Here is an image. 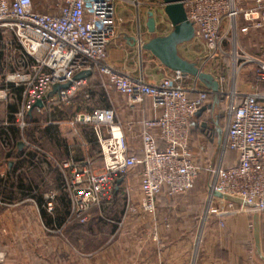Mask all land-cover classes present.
I'll use <instances>...</instances> for the list:
<instances>
[{"label": "built area", "instance_id": "obj_1", "mask_svg": "<svg viewBox=\"0 0 264 264\" xmlns=\"http://www.w3.org/2000/svg\"><path fill=\"white\" fill-rule=\"evenodd\" d=\"M114 2L57 0L56 14H41L33 10L31 0H0V46L10 50L6 69L0 73V102L9 103L13 91L21 90L15 122L21 138L29 126L26 121L29 111H40L49 105L67 107L78 93L88 98L87 78L73 80L81 72L95 74L103 91L114 89L126 98L131 109L148 100L154 110L160 111L156 119L142 123L141 159L129 154L121 123L113 109L96 108L73 116L72 127L91 128L100 150L102 168L93 172L89 163L53 160L69 200L66 222H86L94 207L100 212V204L111 200L117 181L124 180L136 166L142 167L140 197L134 205L131 192L126 189L124 215H153L160 197L172 198L193 189L201 171L197 158L190 152L193 121L210 97L218 100L224 120L220 157L232 152L235 163L226 169L221 165L206 167L212 176L207 185L206 214L224 218L264 213V91L261 90L264 38L259 45V57L248 56L228 39V35H235L238 18L244 21L242 33L264 29V0H254L253 8L248 10L239 8L235 0H187L184 3L187 20L194 29L193 41H198L205 49L202 63L198 65L200 70L216 57L232 62L229 88L224 89V77L219 76L216 93L198 89L196 79L189 87H184L174 77L148 83L141 75L112 66L106 48L115 39ZM131 4L135 8L139 6L137 0H132ZM149 7L154 11L162 8V3L159 0ZM224 23L226 27L222 32ZM143 44L137 28L134 45L142 50ZM249 68L251 79L246 77ZM68 83L69 87L59 90L56 98H47L54 85ZM37 101L42 103V108H33ZM152 129H157L158 136ZM159 141L164 144L163 150L157 148ZM204 152L205 149L200 148V153ZM4 177L0 172V180ZM54 198L53 192L44 196L48 212L53 211ZM0 264H5L1 251Z\"/></svg>", "mask_w": 264, "mask_h": 264}, {"label": "crops", "instance_id": "obj_2", "mask_svg": "<svg viewBox=\"0 0 264 264\" xmlns=\"http://www.w3.org/2000/svg\"><path fill=\"white\" fill-rule=\"evenodd\" d=\"M33 10L41 14H56L57 12V0H31ZM89 1V0H87ZM132 0H115V39L106 48V56L112 66L122 71H129L135 75H141L143 79L148 83H157L158 81L174 77L178 78L179 82L184 87L191 86L195 81L192 77H183L180 74H176L165 69L154 57L148 52L139 50L134 45L135 32L138 28L141 33V39L145 43L149 39V35L145 28V22L147 19V12L150 10L149 5L156 0H137L139 6L135 8L131 4ZM254 0H238V4L241 8L248 10L253 8ZM243 3V4H241ZM237 4V3H236ZM237 4V5H238ZM156 34L161 36L165 35L169 31V24L164 19H156ZM244 25L242 18L238 21V26ZM165 27L164 29H162ZM226 24H223L222 32H224ZM168 28V31H167ZM259 31V30H258ZM258 31L249 30V33H257ZM193 41L186 43L185 45ZM200 45H202L200 43ZM201 52L194 53L192 49H186L185 53H182L178 48L180 56L189 62H195L198 65L202 63L205 55L204 46H202ZM10 50L3 46H0V73L3 69H6ZM222 59H218L213 63L204 65L203 72L211 74L216 80L217 77H224V89L229 88L230 79L228 71V63L223 64ZM87 87L86 93L88 98L83 93H78L72 100L71 104L67 107H55L49 105L38 111L39 114L44 112L49 116L53 114L49 122L56 129V138L61 141L56 146L55 144H49L46 146V151L52 154L57 161L72 162V163H89L93 172L100 171L102 168V159L95 160L100 152L99 147L95 143V137L89 126L76 125L72 127L70 122L73 116L77 113L90 112L96 108H111L114 110L117 120L121 123L122 131L125 137V141L129 150V154L136 159L142 158L141 149V131L142 123L145 120L156 119L160 111L154 110L149 101L145 100L137 107L129 108L126 104V98L114 89L109 88L103 91L99 86L98 78L95 74H90L86 77ZM196 87L200 90H206L207 88L196 80ZM264 91V85L261 87ZM56 95L51 96L54 98ZM194 97V96H192ZM11 99L9 103L0 102V129L6 128L8 120L7 106L11 105ZM206 110L200 117H195L194 122H202L201 127L206 128V132L202 135L192 134L190 139L191 148L190 152L194 157L198 155L201 158H206L200 153V148H204V143L212 145L214 142L219 144L220 135L223 132V123L221 122L222 111L218 100L215 97H210L205 106ZM52 112V113H51ZM16 122V117L14 118ZM194 128V127H193ZM5 130V129H3ZM155 136H158L157 129L151 131ZM216 137L213 141V137ZM48 140V139H47ZM46 140V143H48ZM22 142V141H21ZM12 144V142H11ZM24 144V143H23ZM17 145V144H16ZM15 145V146H16ZM28 146L17 149V153L27 150ZM159 150L164 149L162 142L157 143ZM10 152V147L6 150L5 147L0 146V172L5 176L8 172L13 173L15 167L16 173L20 174L24 172V181L30 185V195L35 197H43L48 192L55 193V196H60V193L56 192L58 175L51 171L48 164L39 162H30L24 165L23 169H17L18 160L14 158L15 153L11 154L8 159L5 158L6 153ZM101 157V156H100ZM95 160V161H94ZM201 165L202 163H199ZM235 163V154L228 153L223 162V168H229ZM212 165V164H209ZM210 167V166H206ZM205 167V168H206ZM204 168V169H205ZM203 167H201V170ZM142 172L141 166L134 167L128 176L121 182V184L115 189V192H124V188L128 184L136 188V196L139 195V182ZM198 177V176H197ZM197 179V178H196ZM195 179V181H196ZM28 191V192H29ZM10 195L17 198V200L10 201L1 200L0 198V243L8 239L11 245L17 246H38L40 244H47L49 237L44 236L45 231H58L65 230L64 225L57 226L54 223H48L41 215L42 207L38 205L36 199H26L20 201V195L16 190H12ZM1 196V195H0ZM192 195H186L184 197H160L155 209V224L152 223V231H156L154 237H118L109 238L102 241V248L94 254H88L83 258L74 254V249L79 250L80 240H72L69 244V249L72 253L70 255L71 260L67 261L70 264H264V236L256 237V224L249 225L243 224L242 219H247L244 215H237L240 222L235 225L231 223V231L242 233L241 236L233 237H204L200 241L197 238L192 237V224H176L170 221L163 222L160 217L171 213L177 212L176 209L181 210L182 207H186L190 200H194ZM30 197V196H28ZM140 195L138 196L139 200ZM183 198V199H182ZM163 201V205L161 203ZM180 204V205H176ZM46 213L52 214V212ZM256 219V217H254ZM157 219V220H156ZM254 220V219H253ZM66 225V224H65ZM33 233L42 235L43 239L32 236ZM44 233V234H43ZM80 231L73 232V234H79ZM111 233V229H110ZM109 233V234H110ZM264 234V230H263ZM51 243L54 242L56 249V261L64 260L65 255L62 253L64 248V240L62 238L51 239ZM68 241V240H65ZM91 240H85L83 242H90ZM100 241V240H99ZM39 242V243H38ZM69 242V241H68ZM82 242V243H83ZM13 243V244H12ZM76 246V248H75ZM57 247V248H56ZM60 247V249H59ZM32 248L29 250L24 249V256H18L13 254L9 256L5 264H38L39 259L37 254H32ZM43 259V258H42ZM68 260V258H66ZM250 260V261H249ZM249 262V263H248Z\"/></svg>", "mask_w": 264, "mask_h": 264}, {"label": "rangeland", "instance_id": "obj_3", "mask_svg": "<svg viewBox=\"0 0 264 264\" xmlns=\"http://www.w3.org/2000/svg\"><path fill=\"white\" fill-rule=\"evenodd\" d=\"M157 2L159 0H156ZM235 2L238 4V0H235ZM152 3H156L155 1ZM243 4V3H241ZM238 7L241 8L238 4ZM243 9V8H241ZM159 11L160 8L158 9ZM245 10V9H243ZM148 11H153V9L150 8ZM163 17V15L159 14L157 16V20H160ZM240 18L236 20V26L237 30L235 31V35L232 36L231 34L228 35V39L232 40L233 44H235V47L243 51V53L247 54L248 56H260L259 55V45L261 44L262 39L264 38V29L259 30L257 33H249V30L246 32H241V29L244 27L242 25L241 27L238 26V21ZM163 27L162 29H164ZM168 31V28H167ZM229 46V44H226ZM203 45H200V43L196 40H194L191 43V46L189 44L181 45L180 50L182 53L186 52V49H192L194 53L201 52V48ZM205 51V49H204ZM264 60V56L261 57ZM220 60L219 57H216L214 60H211L213 63L216 60ZM224 61V62H223ZM221 62L223 64L226 62L228 65V71L227 74H229V79L231 77L232 73V62L230 59H222ZM247 71H249L246 75L247 78L251 79V69L249 68ZM222 110V109H221ZM221 122L224 125V120L223 118L221 119ZM6 125L8 123H5ZM193 131L195 129L193 128ZM192 134V132H191ZM222 134L220 135L219 138V143L222 139ZM216 137H213V141H215ZM217 141V140H216ZM214 142L212 145H207L204 143L205 146V152L202 153L206 158H201L199 155L196 157L197 160H199V163H202L199 165V167H203V169L199 172L198 177L194 183L193 189H191L189 192L180 195L181 197H184L186 195H192V199L190 200L189 203H187L186 207H182L181 210L176 209L175 211L164 215L163 217H160L163 222L170 221L171 223H176V224H192V237L197 238V240H201L204 237H233V236H241L242 233L240 232H232L230 228H227L228 226H231V223L238 224L241 219H238L237 215L232 216V217H224V218H218L216 216L206 214V196H207V185L210 183L212 176L211 173L206 170V166H210V168H213L215 166H223V162L225 158L227 157V154H224V156L220 157L221 151L219 149V144L217 145V142ZM212 164V165H209ZM205 168V169H204ZM208 168V167H207ZM124 192H121L118 194L116 199H114V202L111 205V209H109V212L106 216H103V219L111 221L110 223L107 221L105 222V225L103 226H94V232L88 235L84 234V230L81 231V234H73V235H78L80 240V244L82 246L79 247V250L76 251L74 249V254L78 255V257L83 258V256H87L88 254H94L95 252H98L100 248H102V241L109 239V238H118V237H138V236H144V237H154L156 236V231H152V223H156L155 221V213L153 215L149 214H139V215H131L130 213H127L124 215V210H125V205L127 202L126 194L125 191L126 189H129L128 191L131 192V201L134 203V205L138 204V196H136V188L130 184L124 188ZM48 192V194H50ZM179 198V196H176ZM113 198V196H112ZM111 198V199H112ZM161 199V198H160ZM183 199V198H182ZM103 203V202H102ZM102 203L100 205H102ZM160 205H163V201L161 200ZM180 205V204H176ZM99 210L101 212V207H99ZM113 211V212H112ZM114 211L115 213L117 212L118 215L114 216ZM156 212V211H155ZM100 215L98 208L94 207L92 210L89 212V215H87V220L84 223H81L83 227H89L92 223L94 222V219ZM244 215L247 217V219H242L243 224H246L245 222L247 221L249 225H253L254 223L256 224V231H255V236L256 237H263V230H264V213L253 216L250 214H240ZM256 217V219L254 218ZM254 219V220H253ZM157 220V219H156ZM78 221V220H77ZM79 223L81 222L80 220L78 221ZM113 223H118L112 224ZM112 227H115V230L113 233H110V229ZM83 229V228H82ZM76 232L78 229L75 230ZM74 231V232H75ZM110 233V234H109ZM44 234V233H43ZM46 234H48L46 236ZM73 235H68L64 230H58V231H50L47 230L45 231L44 236L49 237V242L46 244H40L38 246L32 245V246H15L11 245V242L8 241V239L4 240V242L0 243V251L4 253L5 256V262L8 259V257L13 254L18 256H24L25 253H28L24 251V249L29 250L32 248V254H37V258L39 259L38 264H70L71 260V252L69 249L71 246L69 237H72ZM34 237H37L39 239H43L42 235H37L36 233H33ZM62 238L64 240V248L63 249V254L65 255L64 260L61 261H56V249L54 242L51 239L55 238ZM74 238H78L77 236H73ZM91 240L90 242H83L85 240ZM68 240V241H65ZM100 240V241H99ZM83 242V243H82ZM39 243V242H38ZM13 244V243H12ZM57 248V247H56ZM76 248V246H75ZM60 249V247H59ZM29 255V253L27 254ZM43 258V259H42ZM68 258V260H66ZM250 261V260H249ZM249 263V262H248Z\"/></svg>", "mask_w": 264, "mask_h": 264}, {"label": "trees", "instance_id": "obj_4", "mask_svg": "<svg viewBox=\"0 0 264 264\" xmlns=\"http://www.w3.org/2000/svg\"><path fill=\"white\" fill-rule=\"evenodd\" d=\"M21 101V90L17 89L13 91L11 94V105H8L7 112H8V126L6 128L0 129V146L5 147L7 150L8 147H10V152L6 153L5 158L8 159L11 154L15 153L16 159L18 160L17 169H23L24 165L27 163L30 164L29 160L31 162H39L43 161L48 164L51 171H54L58 175L57 187L55 191L60 193V196H55L53 200V211L52 214L46 213V201L43 197H35L30 195V185L27 184L26 181H24V172L20 174H15L16 170L15 167L13 168V173L8 172L7 175L0 180V198L1 200L10 201L11 203L16 199L10 195V192L12 190H16L17 194L22 196L20 197V201L26 200V199H36L38 202V205L42 207L41 215L45 218V220L48 223H54L57 226H61L62 224L65 227V232L70 236L73 235V232L78 229L80 231L84 230V234L88 235L94 232V226H103L105 225L103 216H106L109 212V209H111V205L114 202V199L120 194L119 192L113 193V198L109 201H104L101 205V212H99L100 215H98L94 222H91L92 224L89 227H83L81 223L78 221L73 222H66L67 217L70 213V206H69V200L66 195V193L62 189V179L61 176L55 167L53 160L57 163H60L57 161V159L52 155L49 154L48 151H46V146L51 145L52 143L56 146L61 145L58 139L56 138V129L51 124L47 125L46 123L49 122L51 119L50 117L52 115H48L45 112L43 114H39L36 109H33L30 112V115L26 117V121L29 123L28 128H26L22 132V138L19 128L17 127L15 123V117L16 114L19 111ZM52 113V112H51ZM202 122H199L196 120V122L193 123V127L195 131H192V134L202 135V133L206 132V128L201 127ZM5 129V130H3ZM191 134V137H192ZM25 140L27 143H29L32 146H35L38 148V150L31 149L30 147L27 148V150L20 151L17 153L16 151V144L21 142V140ZM48 139V140H47ZM46 140L48 143H46ZM12 142V144H11ZM232 153V152H227ZM98 156L95 160L97 161L100 157V152L98 153ZM52 159V160H51ZM94 160V161H95ZM29 191V192H28ZM30 196V197H28ZM113 212V211H112ZM114 216L118 215V213L114 211ZM66 224V225H65ZM83 228V229H82ZM115 230V227L111 228V233H113ZM81 231L79 234H81ZM76 232V231H75ZM76 237V235H73ZM69 237L70 240H76L74 237Z\"/></svg>", "mask_w": 264, "mask_h": 264}, {"label": "water", "instance_id": "obj_5", "mask_svg": "<svg viewBox=\"0 0 264 264\" xmlns=\"http://www.w3.org/2000/svg\"><path fill=\"white\" fill-rule=\"evenodd\" d=\"M162 3L161 11L155 9L154 11L147 12V19L145 28L149 35V39L143 44L142 49L154 57L165 69L178 73L183 77H192L199 83L204 85L212 93L218 90V83L214 77L200 70L198 64L189 62L182 58L178 52V48L186 43L193 41L194 29L192 24L187 20L184 3L187 0H160ZM161 14L165 22L169 24V31L165 35L156 34V18ZM90 72H81L73 77L74 81L81 80L90 76ZM69 83L65 85H54L48 93L47 98L54 96L61 89H67ZM43 105L37 101L33 108H42ZM206 108L203 107L198 110L195 117H200ZM28 112V115H30ZM17 149L20 150L24 147L22 142L17 143ZM123 178L117 181V187L121 184ZM116 187V188H117ZM220 197V195H217ZM226 199V198H225Z\"/></svg>", "mask_w": 264, "mask_h": 264}]
</instances>
